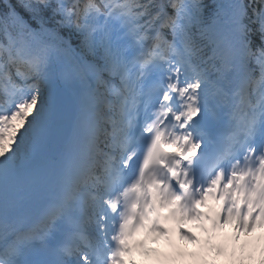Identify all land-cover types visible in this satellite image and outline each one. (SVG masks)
I'll list each match as a JSON object with an SVG mask.
<instances>
[{"label":"snow or ice","instance_id":"snow-or-ice-1","mask_svg":"<svg viewBox=\"0 0 264 264\" xmlns=\"http://www.w3.org/2000/svg\"><path fill=\"white\" fill-rule=\"evenodd\" d=\"M0 264H264V0H0Z\"/></svg>","mask_w":264,"mask_h":264}]
</instances>
